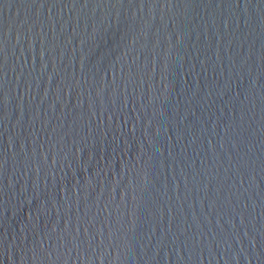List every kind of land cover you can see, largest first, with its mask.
I'll return each mask as SVG.
<instances>
[{
	"label": "water",
	"instance_id": "1",
	"mask_svg": "<svg viewBox=\"0 0 264 264\" xmlns=\"http://www.w3.org/2000/svg\"><path fill=\"white\" fill-rule=\"evenodd\" d=\"M0 264H264V0H0Z\"/></svg>",
	"mask_w": 264,
	"mask_h": 264
}]
</instances>
